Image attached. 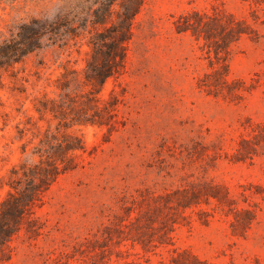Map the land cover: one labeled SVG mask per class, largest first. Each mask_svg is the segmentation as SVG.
I'll use <instances>...</instances> for the list:
<instances>
[{
    "label": "rangeland",
    "instance_id": "1",
    "mask_svg": "<svg viewBox=\"0 0 264 264\" xmlns=\"http://www.w3.org/2000/svg\"><path fill=\"white\" fill-rule=\"evenodd\" d=\"M39 0H0V42L16 35L20 22L36 15ZM251 0H146L132 22L124 70L109 79L101 98L114 92L121 100L114 127L64 128L50 111L34 104L53 97L63 65L80 68L86 57L71 47L34 50L0 73V199L5 196L13 165L30 156L46 128L82 136L88 152L78 166L60 175L44 194L35 214L44 223L36 238L19 231L8 242L11 264H57L96 233L118 208L123 195L137 188L162 191L182 183L212 180L225 185L236 206L256 208L244 235L231 231L232 214L216 210L207 222L190 212L188 223L174 232V246L189 249L212 264H264V148L251 160L234 153L240 137L264 121V22L259 37L244 36L227 62L232 76L253 88L240 101L206 94L197 79L208 69L206 53L189 35L177 33L175 14L192 7L218 4L248 18ZM12 29V30H11ZM18 38V37H17ZM211 211L212 205L203 204ZM113 260H144L139 247ZM166 256L168 252L162 251ZM78 257V255H76ZM158 256H151L152 263ZM69 258L66 264H78Z\"/></svg>",
    "mask_w": 264,
    "mask_h": 264
},
{
    "label": "trees",
    "instance_id": "2",
    "mask_svg": "<svg viewBox=\"0 0 264 264\" xmlns=\"http://www.w3.org/2000/svg\"><path fill=\"white\" fill-rule=\"evenodd\" d=\"M145 1L39 0L34 5L39 8L37 14L20 22L18 34L10 31L0 42V73L43 47H57L70 54L72 46L81 53L86 45L83 65H63L55 96L44 95L34 106L39 113L50 111L64 128L98 126L110 131L121 100L114 92L108 97L101 95L106 82L124 70L132 22ZM249 15L252 22L211 4L210 9L192 7L173 16L174 30L189 35L206 53L208 69L196 82L206 94L240 101L253 88L232 76L227 62L233 45L242 37H259L254 24L264 22V0H251ZM60 125L41 132L30 155L36 159H25L9 170L8 189L0 199V264H11L7 246L19 231L31 238L42 233L44 223L35 214L36 207L60 175L78 166L77 155L91 153L81 135L62 132ZM263 148L264 121H259L252 125L248 137H240L234 158L251 160ZM203 204L212 205L211 211L203 209ZM235 204L228 188L212 180L190 181L158 192L137 188L121 196L108 222L57 264H66L69 258H77L78 264H212L189 249L175 247L174 232L190 221V212L207 222L218 210L226 216L232 214L233 234L244 235L256 217V208ZM127 244L139 247L144 260H113V254L117 258L130 254L128 248L121 247ZM162 251L168 254L164 256ZM152 255L158 256L157 262L152 263Z\"/></svg>",
    "mask_w": 264,
    "mask_h": 264
}]
</instances>
